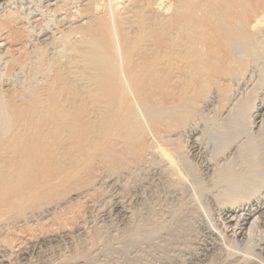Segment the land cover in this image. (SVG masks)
Here are the masks:
<instances>
[{"label": "bare ground", "instance_id": "obj_1", "mask_svg": "<svg viewBox=\"0 0 264 264\" xmlns=\"http://www.w3.org/2000/svg\"><path fill=\"white\" fill-rule=\"evenodd\" d=\"M19 1L0 0V264L71 238L87 209L128 215L125 198L95 208L100 188L147 166L178 176L191 199L213 195L234 236L247 239L242 249V239L221 245L258 255L264 0H46L40 23L10 7ZM199 209L213 215L206 202Z\"/></svg>", "mask_w": 264, "mask_h": 264}, {"label": "rangeland", "instance_id": "obj_2", "mask_svg": "<svg viewBox=\"0 0 264 264\" xmlns=\"http://www.w3.org/2000/svg\"><path fill=\"white\" fill-rule=\"evenodd\" d=\"M39 1H19L17 4L11 5L10 7H17L20 9H24L25 7L26 13L31 9L30 11L32 14L36 15L34 20H38L37 23H40L44 17L42 18L40 13L36 11V6L39 4L47 6L48 3L46 0ZM168 2H170V0H166L165 5H167ZM22 4L25 5L23 6ZM30 5L33 6L31 7ZM3 11V9H0V12ZM209 110H211V108ZM209 110L205 112L210 114ZM211 116H213V114H211ZM197 163L203 170L205 182H210V174L207 173L209 171H207L206 164H204L206 161L200 157L197 158ZM155 168L158 167L147 166L142 172H135L122 176L118 179L120 182L118 180V182L115 181V186L106 184L107 186L103 185L100 188L102 197L99 202L96 203L98 205H94L95 208L97 206L104 208L105 205L109 208L115 204L117 198H120V200L125 198V200L123 199V204L128 210V215H125L123 209L119 207H112L110 210L112 214L109 213L107 217L99 215L100 213L97 212L98 207L95 211L91 210V212L87 209L85 212H88H83L85 218L82 217L81 221H79L82 222V226L83 223H86V226L84 225L85 228L82 227L80 232L78 230H76V232L74 229V232L72 231V235L74 236H71V238L62 237L64 239L59 238L53 243L50 242V244H36L35 246L37 247L35 248L34 246L31 250L29 249V253L24 255V257L15 256L16 259L13 257L12 260L14 261L11 260V262L13 264H264L263 241V243L261 242L262 246L257 247V250L254 252L258 255L244 256L243 253H240L242 250H237L231 254L229 253L228 249L232 241L238 244L242 239V242L240 241L239 243L240 245L238 244L240 247L239 249H242L244 248L243 243L247 239L242 235H238L237 237L234 236L235 223L228 224L223 220L213 195L208 194L201 199H191L190 196L187 197L184 191H182L178 176L170 175V181L168 179H163L157 175L158 171L155 170ZM191 179L189 178L188 180ZM190 182L188 181V183ZM191 184L192 183L189 185ZM83 201L73 200L72 204L74 207H79V202ZM201 202H206V204L210 206L213 214L210 219H207L206 215L200 212L201 209H199V206ZM170 210L173 212V219H170L172 217L170 216ZM58 212L64 213V211L61 210H58ZM85 219H87V222ZM163 225H168V228L174 229V236L180 233L178 230H181V236L177 235L176 238H174V242L170 236V229L162 231L159 233L160 235L158 234L156 237L152 236L153 230ZM207 225L211 228V231L215 228L214 231H218L225 238L215 239L212 237L208 232L209 230L205 229L208 227ZM259 227V231L263 232L264 215L259 222ZM183 229H185L186 233H184V235H182ZM237 231L240 233L242 230ZM96 234L98 235L97 238ZM222 239L226 241H224L226 243H224L225 245ZM172 241L174 242L173 244ZM167 242L171 243L167 244ZM159 244L160 247L158 246ZM163 244H165V246ZM221 244L225 247L228 246L226 247L228 248L227 251ZM161 245L164 247L169 246L168 253L170 255L160 252V249L163 248ZM155 247L159 248L156 249ZM171 254L173 255L171 256ZM169 257L172 258L170 259ZM173 257H176V259ZM167 258L169 261H167Z\"/></svg>", "mask_w": 264, "mask_h": 264}]
</instances>
